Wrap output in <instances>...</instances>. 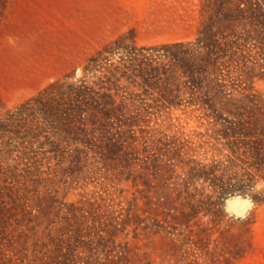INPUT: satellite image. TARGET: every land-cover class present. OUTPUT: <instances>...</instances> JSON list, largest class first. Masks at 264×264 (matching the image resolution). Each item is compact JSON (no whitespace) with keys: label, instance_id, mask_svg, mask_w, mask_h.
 Returning <instances> with one entry per match:
<instances>
[{"label":"rangeland","instance_id":"rangeland-1","mask_svg":"<svg viewBox=\"0 0 264 264\" xmlns=\"http://www.w3.org/2000/svg\"><path fill=\"white\" fill-rule=\"evenodd\" d=\"M135 4L0 0V114L67 74L119 93L145 92L149 103L145 112L130 111L137 117L126 113L115 154L79 163L48 191L24 184L22 159L4 149L0 176L19 180L12 188L27 192L33 207L41 203L45 222L55 223L51 234L72 236L74 246H61L77 249V264H264V197H253L257 207L247 221L227 227L214 198L264 178V0H175L168 25L159 23L156 2L148 26L133 22ZM198 36L200 53L192 43ZM174 41L183 45L171 51L192 49L191 60L201 58L206 69L202 111L152 100L179 91L164 79L177 65H166L157 87L138 85L135 68L167 62L159 46ZM100 50L104 57L84 73ZM108 147L113 152L111 141ZM202 165L216 177L186 187L190 167ZM214 180L218 190L208 184Z\"/></svg>","mask_w":264,"mask_h":264},{"label":"trees","instance_id":"trees-1","mask_svg":"<svg viewBox=\"0 0 264 264\" xmlns=\"http://www.w3.org/2000/svg\"><path fill=\"white\" fill-rule=\"evenodd\" d=\"M199 42V36L192 41L195 43L193 48L198 53ZM179 45L183 43H163L159 47L166 49L161 55L167 58V62L156 59L155 63H148L146 67L135 68L134 74H138L140 78L139 87L152 89L158 86L161 76L170 71L168 65H177L179 71L171 70V78L166 76L164 79L165 82L178 86L179 91L173 94L160 92L157 97H150L153 101H160L162 107L198 106L202 111L201 104L208 103L204 98L205 93L201 94L206 69L201 58L191 60L192 49L181 52L170 50ZM209 50L208 48V61L217 69L218 57L210 58ZM102 54L103 50H100L89 57L83 72H87L90 64L100 61ZM72 76L67 74L58 77L0 114V150L4 149L22 159L24 168L23 173L19 174L24 176V184L31 180L34 185L42 184L48 191L53 187L57 176L71 175L79 163L82 164L98 153L107 156L108 152L115 154L119 150V140L125 138L120 135L121 127L129 125L124 120L126 113L129 112L127 118L137 117L136 113L130 111L135 109L140 113L145 112L149 106L145 101V92L132 96L113 91L98 82L90 83L85 74ZM211 108L215 119V110ZM108 141L113 144V152L109 151ZM205 167L207 165L190 167L189 175L184 180L186 187L196 189V182L210 180L207 179L209 173H212L210 177H216L214 168L206 170ZM6 179L5 175L0 176V264H77V249H67V246L62 249L61 246L62 243L74 246L72 236L66 238L62 231L51 234L52 230L56 231L55 223L45 222L47 213L43 211L41 203L33 207L28 202L27 192L12 188L19 180ZM208 184L219 189L215 180ZM227 185L232 186L231 183L220 186L226 190L224 186ZM78 241L77 239L75 242L76 247L81 246ZM88 243L90 242L86 240L82 242L84 246Z\"/></svg>","mask_w":264,"mask_h":264},{"label":"clouds","instance_id":"clouds-1","mask_svg":"<svg viewBox=\"0 0 264 264\" xmlns=\"http://www.w3.org/2000/svg\"><path fill=\"white\" fill-rule=\"evenodd\" d=\"M254 196L264 197V178L256 179L242 190L235 189L223 195H215L214 198L219 201L218 210L223 214L225 227L230 224L244 223L252 216L257 207ZM211 219L210 215L204 217L205 222Z\"/></svg>","mask_w":264,"mask_h":264},{"label":"crops","instance_id":"crops-1","mask_svg":"<svg viewBox=\"0 0 264 264\" xmlns=\"http://www.w3.org/2000/svg\"><path fill=\"white\" fill-rule=\"evenodd\" d=\"M136 2L135 5H133V9L136 15H134V23L138 24L140 26H148L154 24L153 20L155 16L153 15V9L152 6L156 2L162 3V13L158 15V19L160 24L162 25H168L171 23L170 19L175 17V13H173V10H175L174 6L172 5L173 1L175 0H133ZM140 1V2H139ZM182 1V0H178ZM140 3V4H138Z\"/></svg>","mask_w":264,"mask_h":264}]
</instances>
